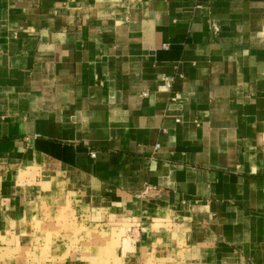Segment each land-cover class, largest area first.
Here are the masks:
<instances>
[{"label": "crops", "instance_id": "0c3cea01", "mask_svg": "<svg viewBox=\"0 0 264 264\" xmlns=\"http://www.w3.org/2000/svg\"><path fill=\"white\" fill-rule=\"evenodd\" d=\"M0 264H264V0H0Z\"/></svg>", "mask_w": 264, "mask_h": 264}]
</instances>
